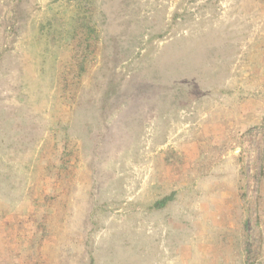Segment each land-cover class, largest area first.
<instances>
[{
    "label": "rangeland",
    "instance_id": "rangeland-1",
    "mask_svg": "<svg viewBox=\"0 0 264 264\" xmlns=\"http://www.w3.org/2000/svg\"><path fill=\"white\" fill-rule=\"evenodd\" d=\"M0 264H264V0H0Z\"/></svg>",
    "mask_w": 264,
    "mask_h": 264
},
{
    "label": "trees",
    "instance_id": "trees-1",
    "mask_svg": "<svg viewBox=\"0 0 264 264\" xmlns=\"http://www.w3.org/2000/svg\"><path fill=\"white\" fill-rule=\"evenodd\" d=\"M170 198L169 197H165L163 199H161L160 201L156 202L155 203V207L159 208V207H162L166 204L167 201H169Z\"/></svg>",
    "mask_w": 264,
    "mask_h": 264
}]
</instances>
